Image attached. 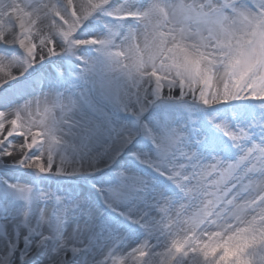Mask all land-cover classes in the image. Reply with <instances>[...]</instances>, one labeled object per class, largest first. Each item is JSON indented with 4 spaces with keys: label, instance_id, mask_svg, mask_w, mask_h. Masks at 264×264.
<instances>
[{
    "label": "snow or ice",
    "instance_id": "1",
    "mask_svg": "<svg viewBox=\"0 0 264 264\" xmlns=\"http://www.w3.org/2000/svg\"><path fill=\"white\" fill-rule=\"evenodd\" d=\"M0 225V264H264V0H0Z\"/></svg>",
    "mask_w": 264,
    "mask_h": 264
},
{
    "label": "rangeland",
    "instance_id": "2",
    "mask_svg": "<svg viewBox=\"0 0 264 264\" xmlns=\"http://www.w3.org/2000/svg\"><path fill=\"white\" fill-rule=\"evenodd\" d=\"M82 2V0H77V3L78 4H80ZM151 2V0H149V3ZM11 175V174H10ZM0 227H2V225H0ZM125 247H126V245H125ZM117 255H121V253H117ZM124 255H126V254H124Z\"/></svg>",
    "mask_w": 264,
    "mask_h": 264
},
{
    "label": "bare ground",
    "instance_id": "3",
    "mask_svg": "<svg viewBox=\"0 0 264 264\" xmlns=\"http://www.w3.org/2000/svg\"><path fill=\"white\" fill-rule=\"evenodd\" d=\"M124 254H126V253H124Z\"/></svg>",
    "mask_w": 264,
    "mask_h": 264
}]
</instances>
